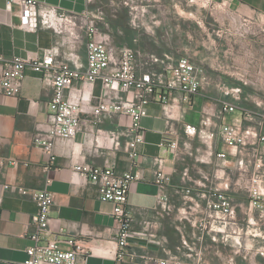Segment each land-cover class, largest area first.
Here are the masks:
<instances>
[{
	"label": "crops",
	"instance_id": "crops-1",
	"mask_svg": "<svg viewBox=\"0 0 264 264\" xmlns=\"http://www.w3.org/2000/svg\"><path fill=\"white\" fill-rule=\"evenodd\" d=\"M36 1L39 7L64 14L76 22L86 13L93 14L94 10L93 0ZM215 1L228 5L236 15V28L255 25V20L264 17V0ZM70 26V23H64L65 29L60 33L40 23L35 30H27L22 27L20 5L16 2L9 5L7 0H0V55L5 60L14 57L31 59L49 48L63 50L61 38L70 39L67 36ZM260 30L262 32L248 34L243 31L237 35L234 45L226 43L220 48V61L227 63V68L228 63H234V75L224 70L219 75V84L207 75L208 81L197 94L186 99L175 94L167 105H148L149 114L139 121L144 140L138 146L136 166L125 150L130 117L113 114L92 125L91 115L84 114L81 131L73 139L57 140L51 159L40 145L46 137L47 105L52 94L47 80L27 68L18 95L8 96L0 90V264H19L27 257L25 248L32 243L28 235L35 231L31 217L36 212V205L31 195L42 189L54 196L46 236L81 239L87 249L93 251L87 264H148L149 258L164 257L169 253L164 243L160 245L158 240L153 243L154 239L151 242V238H145L147 228L141 224L143 215L151 218L160 206L158 187L154 182L155 158L162 159V167L171 174L173 183L179 180V174L175 172L178 151L174 155L166 151L160 145L165 138H172L176 133L180 140L187 135V126L202 130L205 135L213 134L210 139L204 136L208 140L206 147L209 145L213 151L226 154L225 158H215L220 165V186L235 177L239 160H244L247 170L253 172L255 164L264 159V140L230 147L220 138L222 124L251 126L264 137V28ZM138 42V37L134 36L129 45L139 50L138 57L155 56L144 49L141 51ZM81 53L85 61V52ZM194 55L197 52L194 51ZM211 55V47H208L203 51V59L198 60L205 62ZM94 88L98 93L99 84ZM223 104L233 105L234 111L224 110ZM204 122H210V125ZM79 163L112 166L119 174L133 169L140 175L131 185L126 202L135 215L136 234L144 237L132 238L120 259L104 255V250L113 246L118 228L111 214L112 204L100 200L97 187L74 169ZM4 185L9 187L4 188ZM222 192L231 198L235 207L234 221L238 232H242L246 220L253 236H259L262 233L260 224L264 222L259 215L264 211V204L248 203L247 194V201L243 203V192L233 188ZM226 228L223 231L220 227L219 231L226 232ZM163 230L164 227L157 230L158 235L164 236Z\"/></svg>",
	"mask_w": 264,
	"mask_h": 264
},
{
	"label": "built area",
	"instance_id": "built-area-1",
	"mask_svg": "<svg viewBox=\"0 0 264 264\" xmlns=\"http://www.w3.org/2000/svg\"><path fill=\"white\" fill-rule=\"evenodd\" d=\"M16 2L20 5L22 27L35 30L37 25H47L55 32L60 33L63 24H73L67 31L70 39L61 38L62 49H46L40 56L31 59L14 57L5 60L0 55V90L8 96L19 94L25 69L41 74L52 88L48 102L46 137L41 141L42 150L53 159V148L57 140L73 139L81 131L84 114H90V123L95 125L104 117L113 114L128 116L131 123L127 127L128 139L125 150L128 157L136 166L138 146L143 143V129L139 121L147 116L148 105L159 103L167 105L174 95H181L186 99L197 94L205 82L201 68L190 58L182 56L176 63L161 65L159 70L144 69L137 63L139 50L124 45L112 47L106 37L98 30L94 22L95 15L87 14L79 24L85 33V61L78 52L76 39L80 34L76 30L77 22L68 19L64 14L55 13L51 9L41 8L36 0H7V3ZM87 15L89 17H87ZM151 61L158 59L149 55ZM99 84L98 93L95 85ZM223 109L234 111L235 107L223 104ZM210 125V122H204ZM186 133L196 134L194 127L187 126ZM198 133L208 139L213 134L205 135L202 130ZM221 140L230 147L245 146L263 141L264 137L254 128L239 127L236 124H222L220 127ZM119 145V141L115 142ZM160 145L174 155L179 148V139L176 133L172 138H165ZM206 160L210 163L214 155L217 159L225 158L224 152H215L207 146ZM197 160V159H196ZM3 163V161H2ZM15 164V161H11ZM154 182L158 187L159 204L164 208V189L171 181V174L162 167V159L155 158ZM238 170L232 180L226 181L218 187H213V197H209L204 206L208 225L212 222L222 227L224 231L230 220L235 217V207L231 198L222 190L231 188L245 192L250 204H264V159L255 164V171L249 172L244 160L238 161ZM134 168V167H132ZM87 181L97 187L98 198L112 204V216L118 224L114 244L104 250V255L120 259L125 255V249L134 236L131 226L134 222L132 209L127 205V194L131 185L140 178L136 170L130 169L124 173H116L112 166H96L79 163L74 165ZM182 179L187 175L183 171ZM208 180L206 175H203ZM4 185V188H8ZM36 205V212L31 221L35 231L29 234L32 243L25 248L26 258L19 264H87V258L93 254L87 249L83 241L76 237H47L51 223V208L54 203L53 193L46 189L37 190L31 195ZM196 205V204H195ZM195 205L191 206L195 210ZM263 209V208H262ZM264 219V211L260 213ZM217 221V223L215 222ZM196 219L191 220L195 226ZM221 222V223H219ZM63 245L66 248H63ZM148 264H199L198 261H186L175 257L149 258Z\"/></svg>",
	"mask_w": 264,
	"mask_h": 264
},
{
	"label": "rangeland",
	"instance_id": "rangeland-1",
	"mask_svg": "<svg viewBox=\"0 0 264 264\" xmlns=\"http://www.w3.org/2000/svg\"><path fill=\"white\" fill-rule=\"evenodd\" d=\"M93 4L94 22L112 47L130 45L131 38L137 36L139 49L155 55L156 62L147 55L137 57V63L144 69L159 70L161 65L174 64L185 56L195 60L206 77L205 81H208V75L217 84L224 70L233 75L236 70L234 63H228L227 68V63L220 61V48L226 43L234 45L237 35L243 31L246 34L258 33L264 28V17L255 20V25L236 28V15L228 5L215 0H93ZM77 21L75 28L80 36L76 39V46L82 57L85 33L79 24L85 20L79 18ZM208 47H211V59L199 61ZM207 142L198 131L192 135L187 133L179 140L175 170L179 180L173 183L171 179L166 185L164 208L159 206L151 218L143 215L141 224L147 228L145 232L148 234L145 238H151V242L155 240L153 243L158 240L160 245L164 243L169 250L164 257L198 261L199 264H264V222L260 224L262 233L259 236H253L251 225L246 220L243 221L242 232H238L235 217L227 224L226 232H220L219 226L213 222L207 224L204 204L214 196L213 187H218L220 181V165L214 155L210 163L198 160H206ZM183 171H187L184 179L181 178ZM241 196L244 197L243 203L249 199L245 192ZM194 205L195 210H192ZM192 219H196L195 226L191 224ZM133 220V238L143 239L144 235L136 234L134 213ZM161 227H164V236L157 233Z\"/></svg>",
	"mask_w": 264,
	"mask_h": 264
}]
</instances>
